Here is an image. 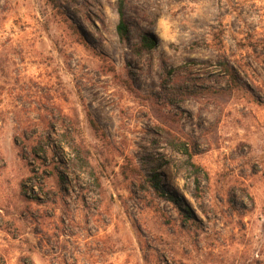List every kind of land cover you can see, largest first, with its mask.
I'll use <instances>...</instances> for the list:
<instances>
[{
  "label": "rangeland",
  "instance_id": "1",
  "mask_svg": "<svg viewBox=\"0 0 264 264\" xmlns=\"http://www.w3.org/2000/svg\"><path fill=\"white\" fill-rule=\"evenodd\" d=\"M118 4L0 0V264H264V0Z\"/></svg>",
  "mask_w": 264,
  "mask_h": 264
},
{
  "label": "trees",
  "instance_id": "2",
  "mask_svg": "<svg viewBox=\"0 0 264 264\" xmlns=\"http://www.w3.org/2000/svg\"><path fill=\"white\" fill-rule=\"evenodd\" d=\"M55 4H57V0H52ZM126 2L127 0H119V4H118V10H119V13H120V22L118 24V33L120 35V38L122 40H125L127 39L128 37V29H129V26H128V22H127V19H126V14H125V5H126ZM88 44V42H87ZM156 44V41L155 40H152V39H149V38H145L144 39V42L142 44L141 47H137L135 52L140 55L143 51H146V50H150L151 48H153ZM91 123L92 125L96 128V129H99V126H98V123L91 118ZM157 174H153V177L154 179H152L151 181L154 182L155 186L158 188H160V184H159V180L158 178L156 177Z\"/></svg>",
  "mask_w": 264,
  "mask_h": 264
}]
</instances>
